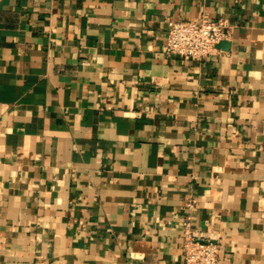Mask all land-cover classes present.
Segmentation results:
<instances>
[{"label":"crops","instance_id":"obj_1","mask_svg":"<svg viewBox=\"0 0 264 264\" xmlns=\"http://www.w3.org/2000/svg\"><path fill=\"white\" fill-rule=\"evenodd\" d=\"M184 222L264 264V0H0V264H181Z\"/></svg>","mask_w":264,"mask_h":264},{"label":"built area","instance_id":"obj_2","mask_svg":"<svg viewBox=\"0 0 264 264\" xmlns=\"http://www.w3.org/2000/svg\"><path fill=\"white\" fill-rule=\"evenodd\" d=\"M226 19L207 16L190 19H169L164 36V53L195 60L210 55L216 44L228 36ZM184 242L181 264H219V244L204 240L183 224Z\"/></svg>","mask_w":264,"mask_h":264}]
</instances>
